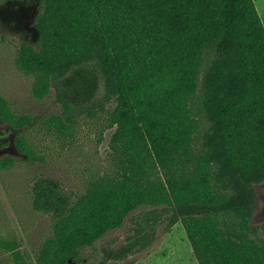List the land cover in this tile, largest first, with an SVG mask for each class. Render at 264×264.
Instances as JSON below:
<instances>
[{
  "label": "trees",
  "instance_id": "1",
  "mask_svg": "<svg viewBox=\"0 0 264 264\" xmlns=\"http://www.w3.org/2000/svg\"><path fill=\"white\" fill-rule=\"evenodd\" d=\"M6 0H0V4ZM36 41L16 66L33 95L54 94L67 133L104 115L111 168L81 194L49 176L32 186L50 216L36 264H89L84 251L130 217V233L102 261L122 262L181 223L198 264H264V223L253 224L264 182V23L254 0H38ZM25 161L41 160L37 123L0 96ZM12 156L0 169L15 167ZM0 264H31L0 236ZM127 264H135L130 261Z\"/></svg>",
  "mask_w": 264,
  "mask_h": 264
},
{
  "label": "rangeland",
  "instance_id": "2",
  "mask_svg": "<svg viewBox=\"0 0 264 264\" xmlns=\"http://www.w3.org/2000/svg\"><path fill=\"white\" fill-rule=\"evenodd\" d=\"M264 23V0H254ZM38 0H6L0 4V96L9 100L16 112L32 114L37 123L28 129V136L41 160L25 161L15 145L17 130L0 120V158L12 156L15 167L0 169V236L16 238L21 249L36 264L37 252L51 233L49 215L33 207L32 186L41 176L60 180L69 193L81 194L93 175L107 172L111 164L110 141L113 130L104 115L81 119L73 130L64 133L51 126L50 119L61 114V105L54 94L37 100L32 92L34 77L16 66L18 49L23 41H36L35 19ZM259 195L253 224L264 223V182L255 187ZM130 217L125 226L109 232L95 247L84 251L86 262L102 264L108 247L118 248L130 233ZM198 264L181 223L170 233L163 228L156 242L125 261L110 260L107 264Z\"/></svg>",
  "mask_w": 264,
  "mask_h": 264
}]
</instances>
